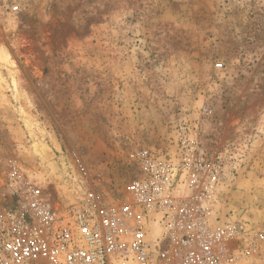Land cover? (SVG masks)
I'll list each match as a JSON object with an SVG mask.
<instances>
[{
    "label": "rangeland",
    "instance_id": "rangeland-1",
    "mask_svg": "<svg viewBox=\"0 0 264 264\" xmlns=\"http://www.w3.org/2000/svg\"><path fill=\"white\" fill-rule=\"evenodd\" d=\"M181 131L219 171L209 219L264 230V0H0V199L13 167L64 194L71 153L121 199Z\"/></svg>",
    "mask_w": 264,
    "mask_h": 264
},
{
    "label": "built area",
    "instance_id": "built-area-1",
    "mask_svg": "<svg viewBox=\"0 0 264 264\" xmlns=\"http://www.w3.org/2000/svg\"><path fill=\"white\" fill-rule=\"evenodd\" d=\"M70 156L64 194L18 168L8 173L0 264H264V230L209 219L219 171L184 132L173 153L137 150L121 199L96 190Z\"/></svg>",
    "mask_w": 264,
    "mask_h": 264
}]
</instances>
